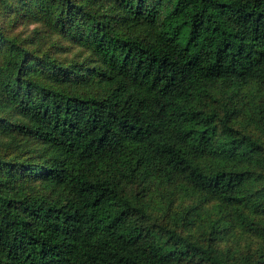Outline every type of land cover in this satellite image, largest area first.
Listing matches in <instances>:
<instances>
[{"label": "trees", "instance_id": "trees-1", "mask_svg": "<svg viewBox=\"0 0 264 264\" xmlns=\"http://www.w3.org/2000/svg\"><path fill=\"white\" fill-rule=\"evenodd\" d=\"M3 12L37 27L24 43L0 26V136L39 154L0 153V264H239L140 200L185 181L264 213L245 168L262 146L233 125L243 92L264 95V0H0ZM55 34L81 57L37 58L29 43Z\"/></svg>", "mask_w": 264, "mask_h": 264}, {"label": "rangeland", "instance_id": "rangeland-1", "mask_svg": "<svg viewBox=\"0 0 264 264\" xmlns=\"http://www.w3.org/2000/svg\"><path fill=\"white\" fill-rule=\"evenodd\" d=\"M26 20L16 21L12 13L3 12L0 26L7 27L6 32L10 38L25 43L33 38L37 27L34 23H24ZM45 35L46 29L42 27L37 32V42L45 40ZM55 36L51 41L46 40L40 49L29 43L37 58L49 55L67 64L81 57L82 51L78 46L70 45L69 40L59 39L57 34ZM0 45H3L0 47V62H3L7 48L3 41ZM242 96L245 106L233 119V125L250 134L262 146L257 153V161L245 164V168L253 173L252 187L256 189L264 182V95L261 91L249 89ZM9 140L0 136V153H7L11 158H17V161L31 156L37 159V151L21 150L15 144H9ZM203 164L210 169L212 162ZM33 191L42 195L50 193L40 185L34 187ZM140 203L154 215L158 223L174 228L205 245H213L230 260L239 264H264V230L258 228L264 226V213L256 212L248 205H239L238 209L222 202L220 197L199 190L185 181H154L141 197Z\"/></svg>", "mask_w": 264, "mask_h": 264}]
</instances>
